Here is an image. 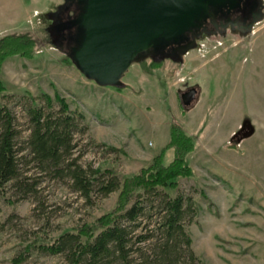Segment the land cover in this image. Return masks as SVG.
Returning a JSON list of instances; mask_svg holds the SVG:
<instances>
[{
  "label": "rangeland",
  "instance_id": "374dc122",
  "mask_svg": "<svg viewBox=\"0 0 264 264\" xmlns=\"http://www.w3.org/2000/svg\"><path fill=\"white\" fill-rule=\"evenodd\" d=\"M22 2L0 0V38L27 35L35 43L28 57H7L0 73V106L15 113L21 137L28 135L30 98L59 97L84 116L80 126L87 129L75 134L78 163L113 173L123 184L151 162L168 141L170 124H177L194 142L186 159L191 174L167 192L194 202L196 214L186 219L190 248L202 264H264V11L248 32L227 27L203 35L180 63H134L124 86L114 88L87 80L53 45L46 14L63 0ZM192 87L197 98L184 110L179 96ZM244 121L253 134L236 143L232 136ZM171 159L167 150L164 162ZM26 169L37 181L31 193L22 195L13 183L0 192V264H68L62 254L28 247L64 232L90 237L133 195L120 188L86 201L65 180Z\"/></svg>",
  "mask_w": 264,
  "mask_h": 264
},
{
  "label": "trees",
  "instance_id": "16d2710c",
  "mask_svg": "<svg viewBox=\"0 0 264 264\" xmlns=\"http://www.w3.org/2000/svg\"><path fill=\"white\" fill-rule=\"evenodd\" d=\"M34 46L27 35L2 36L0 73L7 57H28ZM4 89L0 83V92ZM24 115L28 135L23 138L15 113L0 106V192L6 184L13 183L22 195L31 193L37 181L27 175L28 165L39 177L65 180L71 191L86 201L94 194L105 197L120 188L121 192L133 191L104 218L94 235L83 239L78 231L64 232L50 241L38 239L29 249L36 248L48 255L62 254L68 264H202L190 248L186 231L189 212L196 214L194 202L186 203L182 195L172 197L167 192L175 191L177 180L191 174L186 159L194 142L180 126L171 123L165 146L146 167L121 184L113 173L78 163L75 134L87 128L80 126L84 116L71 112L65 101L41 93L38 99L30 98ZM167 150L172 151V159L166 164ZM145 215L147 221L143 223Z\"/></svg>",
  "mask_w": 264,
  "mask_h": 264
},
{
  "label": "water",
  "instance_id": "95a60500",
  "mask_svg": "<svg viewBox=\"0 0 264 264\" xmlns=\"http://www.w3.org/2000/svg\"><path fill=\"white\" fill-rule=\"evenodd\" d=\"M241 0H63L46 17L52 20V34L57 40L53 45L64 52L74 67L89 81L100 87L122 88L123 75L134 63L145 59L158 61L170 59L180 63L181 57L194 49L201 34H216L228 26L236 31H250L260 18L246 26H236L229 20L220 24L213 22L219 10L229 13ZM260 1V0H259ZM68 3L76 6L73 26L76 28L74 46L63 50L64 25L60 11ZM261 3V1H260ZM264 8V5L262 6ZM212 21L214 31L208 32L203 23ZM196 31V33H193ZM188 33L191 40L186 44L164 51L177 44ZM198 95L192 87L179 96L184 110L192 107ZM253 134L248 121L232 136L238 143Z\"/></svg>",
  "mask_w": 264,
  "mask_h": 264
},
{
  "label": "flooded vegetation",
  "instance_id": "af4514ba",
  "mask_svg": "<svg viewBox=\"0 0 264 264\" xmlns=\"http://www.w3.org/2000/svg\"><path fill=\"white\" fill-rule=\"evenodd\" d=\"M263 4L260 3L259 0H241L239 5L234 9L231 10L229 13L226 11L219 10L217 13L214 14L213 22H215L220 30V24L227 23V21L232 20L236 22V26H246L252 22L253 19L262 18L264 8L262 7ZM76 6L74 3L66 4L63 9L60 11V21L63 23V35L65 39L62 41L63 50L68 51L72 46H74L75 41V31L76 28L73 26V18L75 15ZM212 21H206L203 23V27L206 28L208 32L214 31ZM229 27V26H228ZM53 28V22L48 27V31L50 33L51 41L57 40L56 34H52L51 30ZM193 33H196L194 31ZM191 34L188 33L184 36L177 44L170 45L165 48L164 51L168 52L172 48H176L183 44H186L191 40ZM205 35L204 33L201 34V37ZM200 37V38H201Z\"/></svg>",
  "mask_w": 264,
  "mask_h": 264
},
{
  "label": "crops",
  "instance_id": "0c3cea01",
  "mask_svg": "<svg viewBox=\"0 0 264 264\" xmlns=\"http://www.w3.org/2000/svg\"><path fill=\"white\" fill-rule=\"evenodd\" d=\"M20 2L23 4L22 0H20ZM24 5V4H23ZM35 12V11H34Z\"/></svg>",
  "mask_w": 264,
  "mask_h": 264
}]
</instances>
